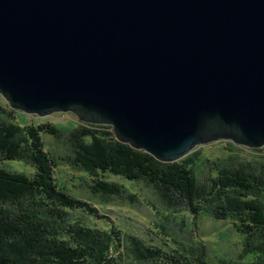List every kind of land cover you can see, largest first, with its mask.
I'll return each instance as SVG.
<instances>
[{
  "label": "water",
  "instance_id": "95a60500",
  "mask_svg": "<svg viewBox=\"0 0 264 264\" xmlns=\"http://www.w3.org/2000/svg\"><path fill=\"white\" fill-rule=\"evenodd\" d=\"M0 96L162 163L264 147V0H0Z\"/></svg>",
  "mask_w": 264,
  "mask_h": 264
},
{
  "label": "trees",
  "instance_id": "16d2710c",
  "mask_svg": "<svg viewBox=\"0 0 264 264\" xmlns=\"http://www.w3.org/2000/svg\"><path fill=\"white\" fill-rule=\"evenodd\" d=\"M0 110V264H16L13 253L24 251L28 257L46 263L119 264L121 257L114 252L121 248L122 241L116 227L110 226L99 233L77 226V233L80 238L85 237L86 242L70 243L47 232L50 222L46 216L63 220L64 212L80 210L98 220L107 217L99 215L94 206L72 196L54 177L53 170L57 166L44 150L40 135L59 139L61 129L50 123L37 126L10 123L4 119L7 107ZM7 112L13 115L12 110ZM21 117L27 116L22 114ZM70 140V166L91 180L88 188L101 201L124 198L126 190L123 184L105 180L107 175L128 183L144 182L169 208L181 207L191 215L207 213L219 221L231 220L245 245L241 243L237 260L228 264H264V164L257 170L242 164L229 168L214 162L210 170L213 176H208V184L202 185L193 169L196 160L187 157L173 163L159 162L143 151L119 143L109 126L83 123L71 134ZM17 161L32 163L34 175L4 168L6 163ZM201 162L207 163L205 159ZM233 195L240 201L235 202ZM134 198V195H127L130 201ZM73 226L68 223L69 229ZM54 229L57 230L55 226ZM129 241L136 260L142 262L204 264L196 242H190L188 249L175 248V254L169 252L167 255L158 248H141L133 237H129ZM111 247L114 252L110 251ZM163 258L169 259L167 263Z\"/></svg>",
  "mask_w": 264,
  "mask_h": 264
},
{
  "label": "rangeland",
  "instance_id": "374dc122",
  "mask_svg": "<svg viewBox=\"0 0 264 264\" xmlns=\"http://www.w3.org/2000/svg\"><path fill=\"white\" fill-rule=\"evenodd\" d=\"M4 107H7L6 113L9 110L13 111V115L4 114V119L10 123L27 126L50 123L61 129L59 139L47 134L40 135L44 150L55 160L57 167L53 170L54 177L58 184L69 190L72 196L89 203L97 209L99 215L107 217L105 220H98L80 210L64 212L63 220L46 216L45 219L50 222L47 232L65 238L69 242H86L87 239L80 238L77 233V226H85L99 233L108 230L110 226L116 227L120 230L122 245L116 252L112 247L110 251H113L117 257L120 255L119 264H154L147 260L144 262L136 260V253L133 251L129 237L139 242L141 248H158L167 255L169 252L174 253L175 248L181 251L182 248L188 249L187 245L190 242H196L199 254L203 255L204 264H228L237 260L236 253L242 245H245V240L236 232L231 220L219 221L207 213L191 215L181 207L169 208L161 202L157 192L144 182L128 183L110 175L105 176V180L125 186L124 198L113 197L105 202L101 201L98 195L92 194L88 188L91 180L76 168L73 169L68 161L72 148L71 134L83 125L73 114L54 113L46 117L27 115L11 109L0 96V108ZM22 114L27 117L22 118ZM187 157L196 160V167L193 169L200 183L207 185L208 176H213L210 170L214 162L229 168H238L242 164L260 170L261 165L264 164V147L249 148L221 140L196 146L183 158ZM202 159L207 163L201 162ZM4 168L28 176H33L35 172L33 164L26 161L9 162ZM127 195H134L135 198L130 201ZM233 196L235 202L240 201L235 195ZM68 223L74 225L73 228L69 229ZM12 257L17 261L16 264H59L56 261L50 263L37 261L33 257H28L25 251L21 254L13 253ZM168 260L163 258V262L167 263Z\"/></svg>",
  "mask_w": 264,
  "mask_h": 264
}]
</instances>
